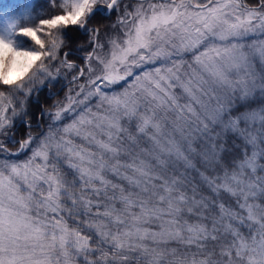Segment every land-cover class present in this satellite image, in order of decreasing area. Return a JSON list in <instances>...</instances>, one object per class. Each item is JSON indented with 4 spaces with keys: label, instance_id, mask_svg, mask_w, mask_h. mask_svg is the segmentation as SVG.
Instances as JSON below:
<instances>
[{
    "label": "snow or ice",
    "instance_id": "6c2138e0",
    "mask_svg": "<svg viewBox=\"0 0 264 264\" xmlns=\"http://www.w3.org/2000/svg\"><path fill=\"white\" fill-rule=\"evenodd\" d=\"M51 3L23 26L32 0H0V137L25 129L0 153H28L0 157V264H264V0ZM101 9L120 10L106 30ZM69 26L87 41L64 52ZM62 69L78 90L33 135L27 100Z\"/></svg>",
    "mask_w": 264,
    "mask_h": 264
},
{
    "label": "trees",
    "instance_id": "16d2710c",
    "mask_svg": "<svg viewBox=\"0 0 264 264\" xmlns=\"http://www.w3.org/2000/svg\"><path fill=\"white\" fill-rule=\"evenodd\" d=\"M251 2V0H249ZM16 3V0H4L5 6L14 5ZM32 3L34 4L33 8V19L34 21H38L39 18H48L53 14H56L59 10L54 6L53 3H51V0H32ZM102 20V25L106 24L109 26L112 24V15H103L101 12L98 14V16L90 23V26H97V21ZM101 25V27H102ZM53 35L55 36H61V32L59 30L54 29ZM62 39L64 43V48L61 51L68 52V51H74L78 46L85 45L87 37L86 35L76 29L74 26H69L67 29L63 30L62 33ZM24 46H26L29 41L26 38H23ZM73 60H79L78 55H73L70 57ZM28 75H31L30 73ZM67 82L71 79L70 76L67 77ZM27 79V77H25ZM41 79L46 80V77H41ZM66 81L61 79L58 82H53L51 84H47L48 87L43 86L40 90L35 91L27 100V107L28 112L30 113L32 122H33V128H32V134L33 135H39L41 132V129L35 127V117L39 113L41 106H44L45 108H48L49 106L53 105L56 101L62 100L64 96L68 93L69 88L73 89L74 91H77V87L73 83H68L66 86H63V84ZM83 82V81H82ZM35 87L38 89L40 87L39 82L35 85ZM48 88H50L54 94H51L48 91ZM0 92L5 93V97H9V94L11 90L6 87L0 85ZM1 99V104H7L8 100L4 98ZM24 99L23 96H11L12 105L16 107V110L19 111V101ZM242 110V109H241ZM6 116L12 117V108L10 107L9 110L5 113ZM70 119V118H69ZM69 120H65L63 123H67ZM42 123L47 125V121H42ZM15 136L14 137H0V140H4L6 142V146L9 148L10 151H15L18 148V145L12 144L8 141L11 139L15 140H22L24 138L25 129L20 122L19 119L15 121ZM28 153H21L18 156H9L7 153H0V157L8 160H23L27 157ZM74 264H81L80 261H75Z\"/></svg>",
    "mask_w": 264,
    "mask_h": 264
},
{
    "label": "rangeland",
    "instance_id": "374dc122",
    "mask_svg": "<svg viewBox=\"0 0 264 264\" xmlns=\"http://www.w3.org/2000/svg\"><path fill=\"white\" fill-rule=\"evenodd\" d=\"M127 2V0H126ZM129 10L131 11L132 10V5L129 4ZM101 14L105 15L106 12L101 9ZM120 15V10L118 9L117 12L115 14H112V24L115 23V21L117 20V17ZM38 21H34V19L30 20V21H27V22H23V26H32L34 23H37ZM110 24V25H112ZM109 25V26H110ZM109 26H107L106 24L102 25V30H106ZM91 27V26H90ZM46 31H50V32H54V29L53 30H46ZM41 38L42 39H45V42H46V45L48 44L49 40L51 39L50 36H47V35H44V34H41ZM27 39V38H26ZM264 40V34H261L260 32H256L254 33L253 35H251L250 37H248V40ZM26 48H32V47H35L34 44L32 42L29 41V43L25 46ZM185 59L189 60L191 59V56L190 54L186 55ZM78 64H81L82 65V61L79 59V60H76ZM158 66V65H156ZM154 67L153 65H145L143 69H136L135 72L136 73H139L143 70H146V69H149V68H152ZM256 67H257V70L259 71V61H256ZM32 71H35V66L33 69L29 70V73L31 74ZM68 77L70 75L67 74V72L65 70L62 69V78H61V81L64 80V81H67L68 78H63V77ZM131 77L128 78L129 81H131ZM82 82V81H81ZM126 85V82H121L120 84L118 85H115L111 88H107L105 89V91H108V92H112V91H119V90H122L123 87ZM48 91L51 93V94H54V92L48 88ZM75 92V91H74ZM92 103L94 104L95 103V99H93ZM0 104H1V99H0ZM77 143H82L81 141H79V139H77L76 141ZM194 175V174H193ZM111 178V177H110ZM246 231V229H244ZM169 248H175L177 249V255L178 256H181V255H184L185 252L187 251V254L191 257L193 252L195 251V249H190V250H186L184 248L183 245H179V244H176V243H170L169 244ZM172 260V257L171 256H166L165 257V264H169V261Z\"/></svg>",
    "mask_w": 264,
    "mask_h": 264
}]
</instances>
